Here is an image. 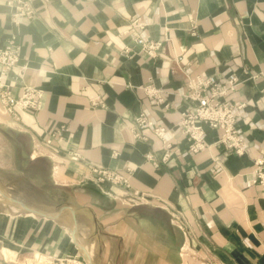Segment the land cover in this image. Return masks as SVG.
I'll return each instance as SVG.
<instances>
[{"label":"crops","instance_id":"0c3cea01","mask_svg":"<svg viewBox=\"0 0 264 264\" xmlns=\"http://www.w3.org/2000/svg\"><path fill=\"white\" fill-rule=\"evenodd\" d=\"M31 1L35 16L15 23L0 0V44L14 36L28 66L22 79L12 72V91L44 89L39 111H0V264H264V193L251 181L264 157V79L253 77L264 72V0ZM136 18L163 41L157 56L128 31ZM231 71L243 79L229 99L245 103L247 150H226L209 130L191 151L179 130L188 78ZM141 112L152 126L138 125ZM61 124L69 131L48 142ZM94 167L131 186L97 182Z\"/></svg>","mask_w":264,"mask_h":264},{"label":"built area","instance_id":"2783aa9c","mask_svg":"<svg viewBox=\"0 0 264 264\" xmlns=\"http://www.w3.org/2000/svg\"><path fill=\"white\" fill-rule=\"evenodd\" d=\"M6 4L12 6L10 10L12 20L18 23L21 18H32L36 10L31 0H6ZM148 22L140 18L132 20L128 31L135 37L137 43L141 46L144 53L150 56H157L163 48V41L151 37H144L140 31L147 26ZM127 51L129 49H126ZM21 46L17 43L16 38L11 36L7 42L0 44V111L12 115L16 120L21 116L18 112L29 110L32 112L39 111L43 106L44 89L40 86L26 85L19 95H15L9 79L12 72L15 71V78H23L27 69V64H20ZM182 55L177 56L181 62ZM262 76L264 72L253 74V77ZM243 82L241 76L231 71L225 76L215 74H199L194 78H188L189 91L184 96L190 101L181 109V120L179 130L187 136L189 149L199 151L207 146L206 136L209 130L217 132V142L224 145L226 150L242 155L246 152L248 142L246 135L239 127V116L243 113L245 103L242 101H232L229 95L238 90ZM152 102H162L159 90L152 85L144 87ZM264 93V88L261 90ZM99 97L93 100L94 104L99 103ZM169 107L170 104H165ZM136 121L140 127L152 126L144 112H141ZM154 132L164 138L168 129L165 126H154ZM69 131L66 124H61L53 131L49 132L46 140L51 142L54 138H63L64 134ZM172 143L165 141V151L163 160H169L171 156L170 149ZM75 158L77 154L73 153ZM147 159L158 164L151 154H147ZM255 169L252 182L259 184L261 192L264 193V157L260 156L255 160ZM129 174L132 168H128ZM97 182L108 181L113 184H122L130 187L129 175H125L118 170L106 167L92 168ZM183 252H186L183 249ZM40 264H87L85 260L75 255L56 257L47 255L39 261Z\"/></svg>","mask_w":264,"mask_h":264},{"label":"water","instance_id":"95a60500","mask_svg":"<svg viewBox=\"0 0 264 264\" xmlns=\"http://www.w3.org/2000/svg\"><path fill=\"white\" fill-rule=\"evenodd\" d=\"M87 262H88V264H92L90 260H89V261H87Z\"/></svg>","mask_w":264,"mask_h":264},{"label":"bare ground","instance_id":"6f19581e","mask_svg":"<svg viewBox=\"0 0 264 264\" xmlns=\"http://www.w3.org/2000/svg\"><path fill=\"white\" fill-rule=\"evenodd\" d=\"M88 264V263H87Z\"/></svg>","mask_w":264,"mask_h":264},{"label":"rangeland","instance_id":"374dc122","mask_svg":"<svg viewBox=\"0 0 264 264\" xmlns=\"http://www.w3.org/2000/svg\"><path fill=\"white\" fill-rule=\"evenodd\" d=\"M87 262V261H86Z\"/></svg>","mask_w":264,"mask_h":264}]
</instances>
